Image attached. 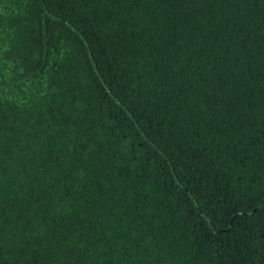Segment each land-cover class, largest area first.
Wrapping results in <instances>:
<instances>
[{
  "label": "trees",
  "instance_id": "1",
  "mask_svg": "<svg viewBox=\"0 0 264 264\" xmlns=\"http://www.w3.org/2000/svg\"><path fill=\"white\" fill-rule=\"evenodd\" d=\"M0 264H264V0H0Z\"/></svg>",
  "mask_w": 264,
  "mask_h": 264
}]
</instances>
